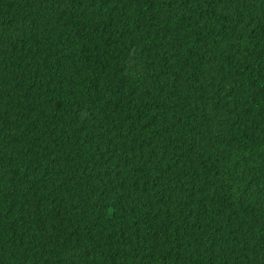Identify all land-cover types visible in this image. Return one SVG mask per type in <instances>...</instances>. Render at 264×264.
Listing matches in <instances>:
<instances>
[{"label":"trees","instance_id":"16d2710c","mask_svg":"<svg viewBox=\"0 0 264 264\" xmlns=\"http://www.w3.org/2000/svg\"><path fill=\"white\" fill-rule=\"evenodd\" d=\"M0 264H264V0H0Z\"/></svg>","mask_w":264,"mask_h":264}]
</instances>
